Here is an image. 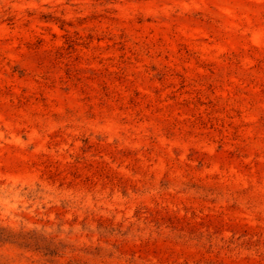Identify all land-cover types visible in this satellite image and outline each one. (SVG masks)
Listing matches in <instances>:
<instances>
[{
    "label": "rangeland",
    "instance_id": "374dc122",
    "mask_svg": "<svg viewBox=\"0 0 264 264\" xmlns=\"http://www.w3.org/2000/svg\"><path fill=\"white\" fill-rule=\"evenodd\" d=\"M0 264H264V0H0Z\"/></svg>",
    "mask_w": 264,
    "mask_h": 264
}]
</instances>
